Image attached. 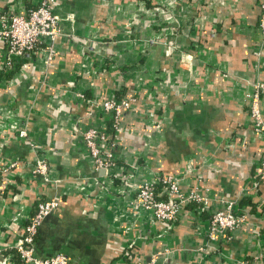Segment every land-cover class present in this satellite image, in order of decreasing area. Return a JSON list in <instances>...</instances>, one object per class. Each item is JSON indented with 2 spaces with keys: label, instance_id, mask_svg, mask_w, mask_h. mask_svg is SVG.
I'll list each match as a JSON object with an SVG mask.
<instances>
[{
  "label": "crops",
  "instance_id": "0c3cea01",
  "mask_svg": "<svg viewBox=\"0 0 264 264\" xmlns=\"http://www.w3.org/2000/svg\"><path fill=\"white\" fill-rule=\"evenodd\" d=\"M40 0H0V18ZM260 0H55L62 35L8 64L0 40V264L40 200L59 205L35 253L68 264H264V135L246 94L264 82ZM169 44L165 47L164 43ZM126 101L115 126L102 102ZM264 118V94L261 99ZM97 127L114 166L97 172L82 133ZM26 137L18 136L21 130ZM33 144L30 147L29 144ZM55 181L33 177L36 159ZM6 170V172H4ZM173 176L186 204L175 222L136 205L139 187ZM166 198V197H163ZM236 201L229 241H208L211 213Z\"/></svg>",
  "mask_w": 264,
  "mask_h": 264
},
{
  "label": "built area",
  "instance_id": "2783aa9c",
  "mask_svg": "<svg viewBox=\"0 0 264 264\" xmlns=\"http://www.w3.org/2000/svg\"><path fill=\"white\" fill-rule=\"evenodd\" d=\"M54 4L55 0H40L34 9L27 13L0 18V40L5 45V57L8 64L14 58L26 57L40 39H48L52 45L62 35V29L53 14ZM258 29L264 38V0H260ZM263 94L264 82L262 81H256L252 85V90L246 94L252 127L257 134L261 135H264V118L261 110ZM101 106L105 113L112 115L116 126L128 103L105 100ZM18 136L26 137V131L21 130ZM82 137L96 171L114 166L112 154L102 145L105 134L99 128L85 129ZM29 146L33 147V144L30 143ZM32 175L45 184L55 182L48 176L47 163L38 158L35 160ZM258 177L264 184V151L259 161ZM160 184L162 191L157 192L154 183L144 182L139 187L136 196L137 207L151 212L157 221L175 222L186 204L194 203L204 208L211 205V201L198 192L184 194L173 176L162 177ZM58 205L59 199L56 196L37 203L33 215L23 229L21 242L15 248L17 258L23 264H68L67 258L62 254L41 258L35 253V240L41 224L57 209ZM242 221L243 218L236 211V201L222 202L211 213L208 224V241L211 243L220 240L229 241ZM135 264H154V261L141 260Z\"/></svg>",
  "mask_w": 264,
  "mask_h": 264
},
{
  "label": "water",
  "instance_id": "95a60500",
  "mask_svg": "<svg viewBox=\"0 0 264 264\" xmlns=\"http://www.w3.org/2000/svg\"><path fill=\"white\" fill-rule=\"evenodd\" d=\"M97 172H105V169H100Z\"/></svg>",
  "mask_w": 264,
  "mask_h": 264
},
{
  "label": "rangeland",
  "instance_id": "374dc122",
  "mask_svg": "<svg viewBox=\"0 0 264 264\" xmlns=\"http://www.w3.org/2000/svg\"><path fill=\"white\" fill-rule=\"evenodd\" d=\"M164 45H165V47H167V48L169 47V45H168V44H166V42L164 43Z\"/></svg>",
  "mask_w": 264,
  "mask_h": 264
}]
</instances>
